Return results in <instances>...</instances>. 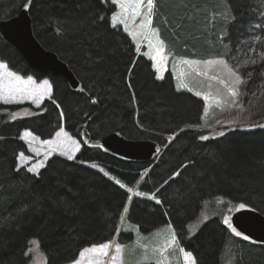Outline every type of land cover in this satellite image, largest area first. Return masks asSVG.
<instances>
[{
  "label": "trees",
  "instance_id": "obj_1",
  "mask_svg": "<svg viewBox=\"0 0 264 264\" xmlns=\"http://www.w3.org/2000/svg\"><path fill=\"white\" fill-rule=\"evenodd\" d=\"M23 8L37 42L78 87L34 72L0 36L9 71L51 85L50 99L30 116L0 109V264H35L34 251L44 264H70L85 248L127 246L134 231L147 236L167 226L195 264H264V245L236 236L221 218L225 205L231 215L241 203L264 217V112L255 127L212 136L200 129L201 100L176 90L169 73L156 78L111 25L108 0H0V21ZM152 26L169 53L224 58L242 76L244 99L264 91V0H153ZM60 128L77 141L81 132L87 137L74 161L53 156L36 175L17 166L27 155L21 132L48 140ZM110 134L151 141L158 158L110 155L98 145Z\"/></svg>",
  "mask_w": 264,
  "mask_h": 264
},
{
  "label": "rangeland",
  "instance_id": "obj_2",
  "mask_svg": "<svg viewBox=\"0 0 264 264\" xmlns=\"http://www.w3.org/2000/svg\"><path fill=\"white\" fill-rule=\"evenodd\" d=\"M108 1L111 3V0ZM125 2L129 4L127 12L122 10L118 4L114 5L115 12L110 17L111 25L119 27L131 39L137 54L143 55L151 62L157 79L163 80L166 74L169 73L176 90L188 92L201 100L203 104L201 130L211 132L212 136H217L224 129H249L263 122H253V119L260 112H264V91L253 96V100L251 98L244 99L239 93L240 84L236 82L235 77L227 72L224 65L215 63V61L219 60L225 61L224 58L200 59L169 53L167 44L160 37L158 27H153L152 23L146 28L141 27L146 17L152 21L153 8L149 17L147 0H144V4L139 9L140 15L134 14L136 9L133 5L136 0H125ZM113 16L116 17V20H113ZM157 48L163 49L159 55ZM208 61H214V63H208ZM0 64L2 63L0 62ZM7 71L11 72L8 69ZM4 73L5 69L0 68V83L7 79ZM213 77L215 79H212ZM21 79L27 81L29 78ZM30 79L35 82L30 87H39L46 80L36 81L32 78ZM221 81H224V83H221ZM233 91L238 92V95L232 96L231 92ZM196 93H200V95L198 96ZM50 96L51 89L41 99L39 106L33 103L31 98L17 96L15 100L7 103L3 98H0V109H15L17 112L15 119H21L34 114L44 101L50 99ZM2 111L0 110V113ZM58 133L60 134L59 136ZM19 140L26 145L27 155H23V159H21V154L18 156L17 166L23 167L27 171L29 167L42 165V167L36 169V173H31L34 175L44 167L47 160L51 157L57 156L68 161H74L81 146L89 145L83 132L80 134V140L77 141L70 137L63 128H60L48 140H39L26 131L21 132ZM61 142L63 143L61 144ZM76 144L80 145L78 151L75 148ZM65 147L70 149V152L65 153ZM69 154L73 156V159L69 160L67 158ZM96 169L100 172L102 171L98 167ZM102 173L104 172L102 171ZM128 193L130 196L138 195L135 189L128 190ZM140 197L152 200L148 196ZM227 206L229 204L225 205L224 208L221 206V218L229 219L231 216L230 210H228L230 206ZM125 229L129 230L130 228L125 226ZM173 235L174 232L169 226L156 230L147 236H141L134 231V240L131 244L123 246L117 244L115 240L105 243L110 244L107 256L91 251L93 247L99 246L85 248L79 253L77 259L70 264H189L184 259L187 253L179 247L177 241L174 244L171 243ZM118 245L121 249L120 252L116 251ZM34 254L35 259H37L35 264H44L38 252L34 251ZM113 257H115L114 260Z\"/></svg>",
  "mask_w": 264,
  "mask_h": 264
},
{
  "label": "water",
  "instance_id": "obj_3",
  "mask_svg": "<svg viewBox=\"0 0 264 264\" xmlns=\"http://www.w3.org/2000/svg\"><path fill=\"white\" fill-rule=\"evenodd\" d=\"M0 36L12 46L28 65L42 75L62 77L70 88L78 87L72 73L57 57L44 50L33 35L28 9H21L16 16L0 21ZM99 147L107 153L127 161L149 162L157 159L156 145L151 141H128L116 134H110L99 141ZM229 222L247 236L248 240L264 245V217L255 211L241 209L234 212Z\"/></svg>",
  "mask_w": 264,
  "mask_h": 264
},
{
  "label": "snow or ice",
  "instance_id": "obj_4",
  "mask_svg": "<svg viewBox=\"0 0 264 264\" xmlns=\"http://www.w3.org/2000/svg\"><path fill=\"white\" fill-rule=\"evenodd\" d=\"M111 3L113 5L118 4L119 7L124 10L125 12L128 11L129 8V4L125 2V0H111ZM144 4V0H136V3L133 5V7L136 9V12L134 13L135 15H140V11L139 9L141 8V6ZM147 8H148V15L150 17L151 15V11L153 8V0H147ZM115 9H113L114 11ZM113 20H116V17L113 16ZM152 23L151 19L146 17L143 21V23L141 24V27L146 28L147 26H149ZM163 49L162 48H157V53L158 55L160 53H162ZM208 63H214V61H208ZM215 63H219L224 65L225 69L227 70V72L234 76L236 79V82L238 84L243 83L242 80V76L238 73L237 70H235L232 67H229V65L224 61V60H219V61H215ZM252 63H256L255 61H252ZM0 68L5 69V77H7V79L3 82L0 83V98H3L4 101L7 103L11 100H15L17 96L21 97V98H31L33 103H36L37 106H39V103L41 101V99L50 91L51 89V85H49L48 81H44L43 84L39 85V87H30L32 85H34V81H32L30 78L27 81H24L20 78V76L13 74L12 72H8L7 71V65L4 64H0ZM248 75H251L250 73H248ZM212 79H215V77H213ZM221 83H224V81H221ZM196 95H200V93H196ZM232 96H237L238 92L233 91L231 92ZM205 99H207V97H205ZM93 103H95V101H93ZM25 135H27V133H25ZM60 134L58 133V136ZM203 139H207V137H203ZM63 142H61L62 144ZM76 150L78 151L80 148L79 144L75 145ZM64 152H70V149H68L67 147L64 148ZM23 154H21V159H23ZM69 160L73 159V156L71 154L68 155L67 157ZM94 166V165H93ZM42 167V165H37L36 167H29L27 168V171L30 173H36V169ZM117 183H119V181H117ZM121 187H124L123 184L120 185ZM156 203H160L159 200L156 201ZM246 205L244 203H241L239 205V209H245ZM224 223L232 229V232L236 235V236H241L242 233L237 231L235 227H233V225L229 222L228 218L224 219ZM243 239L247 240L248 237L247 236H243ZM176 241V237L175 235H173L172 237V241L171 243H175ZM110 248V244H103L99 247H93L91 249V251L93 253H98L102 256H107L108 255V249ZM117 252H120L121 249L119 247V245L116 248ZM115 259V257H113V260ZM185 261L189 262V264H195V261L193 259V257L191 256L190 253L186 254L184 257Z\"/></svg>",
  "mask_w": 264,
  "mask_h": 264
}]
</instances>
